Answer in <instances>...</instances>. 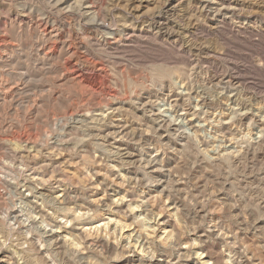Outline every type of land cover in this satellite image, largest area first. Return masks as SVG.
Returning a JSON list of instances; mask_svg holds the SVG:
<instances>
[{
	"label": "rangeland",
	"instance_id": "rangeland-1",
	"mask_svg": "<svg viewBox=\"0 0 264 264\" xmlns=\"http://www.w3.org/2000/svg\"><path fill=\"white\" fill-rule=\"evenodd\" d=\"M78 1L0 0V261L264 264V0Z\"/></svg>",
	"mask_w": 264,
	"mask_h": 264
},
{
	"label": "bare ground",
	"instance_id": "bare-ground-1",
	"mask_svg": "<svg viewBox=\"0 0 264 264\" xmlns=\"http://www.w3.org/2000/svg\"><path fill=\"white\" fill-rule=\"evenodd\" d=\"M47 2H49V3H51V4H54V5H56V6H59V7H61V6H63L64 7V10H65V7L66 6H68L69 8H72L73 6L72 5H70L69 3H71V2H73L74 0H46ZM92 1L93 0H80V1H78V2H76V3H80L81 4V6L82 7H79L80 8V10L79 9H76V10H79V12L80 11H82V12H85V15H89V17H90V15H94L95 14V10H94V4L92 3ZM94 2V1H93ZM74 3V2H73ZM92 4H93V6H92ZM66 5V6H65ZM78 6H79V4H78ZM68 7H66V8H68ZM96 7V6H95ZM78 8V7H77ZM72 9H74V7L72 8ZM98 9V8H97ZM68 10V9H67ZM97 13V12H96ZM95 16V15H94ZM87 17V16H86ZM94 23H96V24H98L99 22L98 21H95ZM100 24H103L104 25V23H100ZM245 120V119H244ZM243 120V121H244ZM243 121H241V122H243ZM108 141H110V138H109V135H107V136H105V137H102L101 138V142H108ZM187 147V146H186ZM119 152V151H118ZM133 153V152H132ZM121 154H123V153H121ZM136 154V153H135ZM125 156H127L129 159H132L133 160V158L134 157H136L135 155H131V153L129 154L128 152H127V154H125ZM121 158V157H120ZM229 159V158H228ZM234 159V158H233ZM130 161V162H133V161ZM230 161V160H229ZM127 162H128V159H127ZM231 162V161H230ZM155 167V166H154ZM153 167V168H154ZM155 169V168H154ZM157 170V169H156ZM155 170V171H156ZM153 171V170H152ZM159 172H160V170H159ZM162 173V172H161ZM147 175H148V173H147ZM144 176V175H143ZM153 176V175H152ZM161 176V175H160ZM141 179V178H140ZM142 181H144V180H142ZM149 181V180H148ZM147 182V181H146ZM160 182V181H159ZM150 183V182H149ZM161 184V183H160ZM162 185V184H161ZM177 191H179V190H177ZM51 234V233H50ZM46 235H47V233H46ZM38 238V237H37ZM42 238V237H41ZM40 238V239H41ZM48 238L49 239H52L53 238V235H51V236H48ZM48 239V240H49ZM51 243H52V241H51ZM42 244V243H41ZM101 244V243H100ZM108 248V247H107ZM104 249H106V248H104ZM39 250H41V249H39ZM107 250V249H106ZM108 251V250H107ZM41 252H42V250H41ZM43 254V253H42ZM41 256H43V255H41ZM26 260V259H25ZM4 261H5V259H4ZM0 264H6L5 262H3V261H0ZM11 264V263H10Z\"/></svg>",
	"mask_w": 264,
	"mask_h": 264
}]
</instances>
